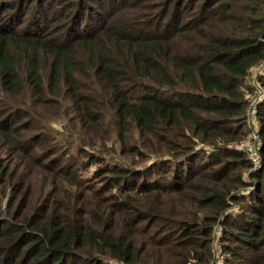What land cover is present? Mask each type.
I'll list each match as a JSON object with an SVG mask.
<instances>
[{"label": "trees", "instance_id": "1", "mask_svg": "<svg viewBox=\"0 0 264 264\" xmlns=\"http://www.w3.org/2000/svg\"><path fill=\"white\" fill-rule=\"evenodd\" d=\"M3 200L0 264H264V0H0Z\"/></svg>", "mask_w": 264, "mask_h": 264}, {"label": "built area", "instance_id": "2", "mask_svg": "<svg viewBox=\"0 0 264 264\" xmlns=\"http://www.w3.org/2000/svg\"><path fill=\"white\" fill-rule=\"evenodd\" d=\"M254 82V79H252ZM258 96L254 93L249 97V104L246 112L245 122L248 127V131L245 135V138L237 143L239 147H241L250 160L252 167H257L263 163L261 159V154L259 150V145L261 143L258 133V118H257V109H256V99ZM221 226L217 223L213 228L212 237L218 240V235L220 233ZM221 258V256H220Z\"/></svg>", "mask_w": 264, "mask_h": 264}, {"label": "rangeland", "instance_id": "3", "mask_svg": "<svg viewBox=\"0 0 264 264\" xmlns=\"http://www.w3.org/2000/svg\"><path fill=\"white\" fill-rule=\"evenodd\" d=\"M148 3V2H145ZM86 83V82H85ZM54 113H57L56 115L54 114L52 116L51 124L55 130H59L60 134H58V137L62 138H67L70 139L71 133H74L73 127L74 123H77L75 120V115L72 112L71 106L69 105V102H65L63 106L59 108V111ZM260 138V136H259ZM76 142L79 144L80 140H76ZM75 147V146H74ZM80 175H86L88 174L87 170H82L80 171ZM42 175V174H41ZM0 213L5 215V205H4V200L1 203L0 207ZM214 243V247L216 248V255L219 257H222V254H219L218 250V240L216 241V238L212 237V245Z\"/></svg>", "mask_w": 264, "mask_h": 264}]
</instances>
